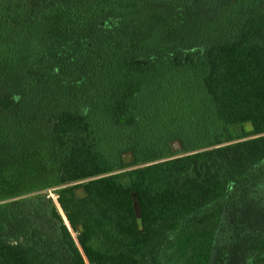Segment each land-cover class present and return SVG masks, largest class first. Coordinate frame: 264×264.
<instances>
[{
    "label": "trees",
    "instance_id": "obj_1",
    "mask_svg": "<svg viewBox=\"0 0 264 264\" xmlns=\"http://www.w3.org/2000/svg\"><path fill=\"white\" fill-rule=\"evenodd\" d=\"M28 1L32 17L28 15L26 33L40 47L46 44L40 20L34 16L37 10L56 2L77 10L124 3ZM1 22L0 34L9 22L15 28L22 20L9 16ZM25 37L17 34L13 50H23ZM181 71L188 72L192 81L199 79L205 92L199 127L178 119L180 129L170 133L182 136L186 153L175 155L166 140H156L155 148L138 152L130 147L111 158L91 136L89 115L124 131L147 129L151 124L147 116L153 122L166 106H174L171 93L186 83L175 79ZM59 73L45 52L32 60L13 55L7 68L0 64L5 85L0 88V114L18 106L19 85L25 91L50 87L56 92L55 106L47 114L54 140L48 162L54 164L56 180L48 184L59 185L56 197L64 215L52 209L58 221L56 234L42 236L24 213L21 199L4 200L19 192L8 187L7 194L0 195L4 200L0 264H163L184 222L232 190L264 180V0L257 1L230 37L209 45L189 48L167 43L119 50L101 69L90 72V80L78 91H57L53 84ZM11 78L16 80L6 88ZM179 116L172 113L169 119ZM245 123L252 129L230 141V126ZM7 127L4 119L0 130ZM5 186L0 173V191ZM135 201L141 222L135 216Z\"/></svg>",
    "mask_w": 264,
    "mask_h": 264
},
{
    "label": "rangeland",
    "instance_id": "obj_2",
    "mask_svg": "<svg viewBox=\"0 0 264 264\" xmlns=\"http://www.w3.org/2000/svg\"><path fill=\"white\" fill-rule=\"evenodd\" d=\"M257 1L124 0L113 6L79 10L56 2L34 12L40 20L46 44L40 47L38 41L31 43L32 38L26 33L30 2L0 0V28L1 20L6 22L9 16L22 20L15 28L9 22L0 34V64L7 68L11 66L13 55L32 60L45 52L60 72L53 87L57 91H78L90 80V72L101 69L110 54L119 50L165 47L167 43L192 48L230 37ZM18 33L26 35V43L20 46L22 51L16 52L13 46ZM175 79L186 83L171 93L170 103L174 106H166L165 113H157L153 122L147 116L151 123L147 129L134 127L130 132L124 131L89 115L91 136L111 158L130 147L138 152L155 148L156 140H166L175 155L186 153L182 136L170 133L180 129L178 119H187L192 126L199 127L203 111L200 101L205 92L199 79L192 81L188 72H178ZM15 80L11 78L6 88ZM2 81L4 78L0 76V88H5ZM19 86L18 106L0 114V123L5 119L8 126L4 132L0 130V173L7 185L0 195L7 194L8 187L12 192L19 191L4 200L21 199L24 213L42 236H55L58 221L52 216V209L64 218L56 197L59 185L48 184L56 180L54 164L48 162L54 140L47 117L49 108L55 106L56 92L50 87L25 91ZM176 112L180 116L170 121V114ZM251 129L250 123L231 125L230 141L240 139L243 130ZM77 193L82 194V191L78 189ZM175 238L163 264H264V180L232 190L225 199L184 222Z\"/></svg>",
    "mask_w": 264,
    "mask_h": 264
},
{
    "label": "water",
    "instance_id": "obj_3",
    "mask_svg": "<svg viewBox=\"0 0 264 264\" xmlns=\"http://www.w3.org/2000/svg\"><path fill=\"white\" fill-rule=\"evenodd\" d=\"M175 146H176V144H175ZM134 212H135V216H136L137 221L141 222L142 216H141V209H140L138 201L134 202Z\"/></svg>",
    "mask_w": 264,
    "mask_h": 264
}]
</instances>
